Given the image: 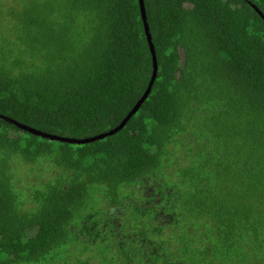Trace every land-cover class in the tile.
<instances>
[{
    "label": "trees",
    "instance_id": "1",
    "mask_svg": "<svg viewBox=\"0 0 264 264\" xmlns=\"http://www.w3.org/2000/svg\"><path fill=\"white\" fill-rule=\"evenodd\" d=\"M143 2L119 131L0 119V264H264V0ZM152 70L138 0H0L3 117L90 139Z\"/></svg>",
    "mask_w": 264,
    "mask_h": 264
},
{
    "label": "water",
    "instance_id": "2",
    "mask_svg": "<svg viewBox=\"0 0 264 264\" xmlns=\"http://www.w3.org/2000/svg\"><path fill=\"white\" fill-rule=\"evenodd\" d=\"M138 4H139L141 20H142V24H143V28H144V33H145L147 44H148V47H149V50H150V54H151V57H152L153 70H152V76L150 78L148 87H147L146 91L144 92L143 96L137 102V104L134 106V108L131 110V112L126 116V118L119 124V126H117L115 129H113L112 131H110L108 133H105V134H102V135H99V136H96V137H93V138H90V139L72 140V139L58 138V137H55V136H50V135L38 132L36 130H33V129L29 128V127L21 125V124L15 122V121H13L11 119H8L6 117H3L1 115H0V119H2L4 121H6V122L18 127V128H20V129H22V130H24L26 132L34 134L36 136L47 138V139H49L51 141H61V142L72 143V144H82V143L92 142L94 140L101 139V138H103L105 136L112 135V134L116 133L117 131H119L126 124L128 119L130 118V116L139 108L140 104L145 100V98L149 94V92L151 90V87H152V84L154 82L155 76H156V71H157L156 57H155V54H154V48H153V45H152V42H151V37H150V34H149L148 25L146 23V15H145V9H144L143 0H138Z\"/></svg>",
    "mask_w": 264,
    "mask_h": 264
},
{
    "label": "rangeland",
    "instance_id": "3",
    "mask_svg": "<svg viewBox=\"0 0 264 264\" xmlns=\"http://www.w3.org/2000/svg\"><path fill=\"white\" fill-rule=\"evenodd\" d=\"M19 167H20V165H19ZM37 171H38V174H42L44 177H49V175L51 174V173H47V172H45V167L44 166H42V167H39L38 169H37ZM40 180H42V179H40Z\"/></svg>",
    "mask_w": 264,
    "mask_h": 264
}]
</instances>
